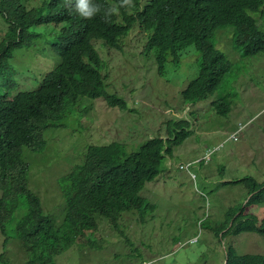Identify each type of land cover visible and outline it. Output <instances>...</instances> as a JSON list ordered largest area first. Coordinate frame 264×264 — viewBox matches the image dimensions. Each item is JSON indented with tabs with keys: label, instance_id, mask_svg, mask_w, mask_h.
I'll use <instances>...</instances> for the list:
<instances>
[{
	"label": "rangeland",
	"instance_id": "rangeland-1",
	"mask_svg": "<svg viewBox=\"0 0 264 264\" xmlns=\"http://www.w3.org/2000/svg\"><path fill=\"white\" fill-rule=\"evenodd\" d=\"M259 10L248 13L264 31V6ZM64 25L44 24L40 29L53 36ZM234 33L227 26L214 38L217 49L233 64L231 73L213 96L195 105L183 100L186 87L199 74L200 54L194 46L186 49L179 65L171 61L162 71L156 56L144 54L147 34L137 25L121 39L124 53L94 43L103 62L106 91L136 110L111 108L103 98H81L75 110L81 122L67 119L65 128L48 130L41 152L24 149L30 164L29 187L39 196L43 213L54 219L52 230L40 228L34 219L24 238L43 247H59L57 264H223L224 250L231 247L239 255H264L263 235L230 233L224 241L215 235L222 225L228 231L246 208L247 186L229 183L248 177L264 182V54L243 58ZM56 61L53 48L34 44L16 50L9 64L30 77L21 83L26 89L37 87ZM220 100L230 106L229 114L217 113L213 103ZM185 118L192 134L164 159L162 173L146 184L140 194L146 202L143 209L123 213L118 228L98 215V229L86 236L92 247L64 242L72 238V228L66 222L62 178L83 164L87 148L119 142L130 154L149 139L174 135L176 127L164 122ZM239 129L237 141L230 140ZM217 148L207 164L192 168L195 179L179 169ZM22 213L13 216L8 234L0 231V264H5L4 251L8 264H31L13 230ZM249 213L264 219V208H248L245 214Z\"/></svg>",
	"mask_w": 264,
	"mask_h": 264
},
{
	"label": "trees",
	"instance_id": "trees-1",
	"mask_svg": "<svg viewBox=\"0 0 264 264\" xmlns=\"http://www.w3.org/2000/svg\"><path fill=\"white\" fill-rule=\"evenodd\" d=\"M30 1L0 0V231L8 234L13 216L23 211L13 230L30 263L57 264L59 247H43L24 238L26 227L34 219L40 228L52 230L54 226L53 219L43 213L39 196L29 187L30 164L23 152L26 148L43 151L45 133L65 128L67 119L81 122L75 113L81 98H103L111 108L128 109L123 98L106 91V77L101 73L103 62L92 40L101 48L124 53L121 39L130 34L136 23L147 34L144 54L155 53L162 71L171 61L180 63L186 49L194 46L200 54L199 74L183 92V99L195 105L213 96L233 67L214 43L218 30L227 26L235 29L234 43L243 58L264 54V31L248 13L259 12L264 0H132L130 7H122V0H95L100 11L91 18L92 22L80 19L72 11L70 5L76 0H53L29 8ZM113 5H120L121 19L127 25L113 16ZM128 9L136 12L135 19L129 18ZM62 22L65 28L53 36L44 34L50 30L40 29L44 24L59 26ZM37 41L53 48L57 61L37 87L21 89L22 80L30 77L10 67L9 60L16 50L30 48ZM171 123L177 133L183 122ZM185 137H155L130 154L120 143L89 146L83 164L63 177L65 217L72 228V238H64V242L80 243L95 232L98 215L118 228L123 213L142 210L146 202L140 193L160 173L166 158L162 152L166 150L170 155ZM254 187L261 188L256 184ZM263 202L264 190L250 203ZM148 205L149 209L155 208ZM262 228L259 231L254 222L239 221L233 234L264 235V225ZM224 229L217 230L216 236ZM7 242L6 239L4 250ZM2 261L8 264L5 251ZM227 264H264V255H239L230 249Z\"/></svg>",
	"mask_w": 264,
	"mask_h": 264
},
{
	"label": "clouds",
	"instance_id": "clouds-1",
	"mask_svg": "<svg viewBox=\"0 0 264 264\" xmlns=\"http://www.w3.org/2000/svg\"><path fill=\"white\" fill-rule=\"evenodd\" d=\"M50 1H53V0H31L29 3H28V7L29 8H32V7H38V6H40L42 3H45V2H50ZM102 1H105V0H99L98 2H102ZM132 6V0H122V4H121V6L123 7V6ZM115 6H117V7H115ZM70 7L72 8V11L80 18V19H83L84 21H86V22H92V19L91 18H93L99 11H100V9H99V7L97 6V3H95V0H76V3H74V4H71L70 5ZM112 8H114V14H113V16H117V18L119 19V21L120 22H122V23H125L126 25H127V23H126V20L124 19V20H122L121 19V15H122V12L120 11V5H113V7ZM129 10V9H128ZM102 12V11H101ZM103 13V16H105V17H110V16H108V15H106L104 12H102ZM129 18H133V19H135V15H136V12H133V10H129ZM133 22V21H132ZM62 23H64V22H62ZM62 23H60V24H62ZM132 24V23H131ZM135 25H137L136 23L133 25V27L135 26ZM138 26V25H137ZM133 27H132V29H133ZM139 27V26H138ZM65 27H62V30L64 29ZM140 28V27H139ZM141 29V28H140ZM56 34H57V31H56ZM55 34V35H56ZM94 43H97V42H95L94 40H92V45H94ZM36 44H44L45 46H48L49 47V45H47V44H45V43H43L42 41H37L36 42ZM95 46V45H94ZM31 48V47H30ZM23 49V48H22ZM98 51V50H97ZM16 52V51H15ZM15 52H14V54H15ZM98 53H99V51H98ZM99 55H100V53H99ZM12 59V58H11ZM9 62H10V60H9ZM55 67V66H54ZM102 67H103V65H102ZM48 73H50V72H48ZM47 73V74H48ZM102 73V72H101ZM46 74V75H47ZM46 75H45V77H46ZM44 77V78H45ZM23 81H25V80H22V82ZM104 84H105V87H106V83H105V80H104ZM190 84V83H189ZM189 84H188V86H189ZM187 86V87H188ZM186 87V88H187ZM26 89H29V86L27 85V87H26ZM125 100V99H124ZM184 100V99H183ZM208 100V99H207ZM126 101V100H125ZM127 102V101H126ZM220 102H223L224 104H226V105H224V106H220V105H218V104H216V103H213V105H214V107L216 108V111H217V113L218 114H221V115H227V114H229L230 113V111H231V109H230V106L227 104V103H225L224 101H221L220 100ZM186 103V102H185ZM128 111H131V112H134L135 110H136V108H133V109H130L129 108V105H128V109H127ZM190 109L188 108V111H189ZM183 122L182 124H181V127H180V130L179 131H177V133H174V136L176 137V138H178V136H180V135H182V134H185L186 135V137H185V139L181 142V143H178V144H176L175 145V147H177V146H180V145H182L190 136H191V134H192V130H191V125H190V122L185 118V119H182V120H178V121H176V122ZM172 121H166V122H164L165 124H169V126H170V123H171ZM242 131V129H239L238 130V132L237 133H235V134H233L231 137H230V140H233V141H237V135L240 133ZM167 136H171V135H167ZM169 137L168 138H166V139H164V138H162V139H164V140H167V139H169ZM155 138V137H154ZM153 139V138H152ZM149 140H151V139H149ZM147 142V141H146ZM113 143H119V142H113ZM112 144V143H111ZM121 144V143H120ZM110 145V144H109ZM122 145H124V144H122ZM94 146H96V145H94ZM106 146H108V145H106ZM124 147H125V145H124ZM174 147V148H175ZM174 148H173V150H172V153L170 154V155H167L166 154V150L165 151H163L162 153L163 154H165L166 155V157H169V156H171L172 154H173V151H174ZM125 149H126V147H125ZM217 150H219V148H217L216 150H213V151H209L208 153H206L205 154V156L201 159V160H197V161H195V162H192V163H188V164H183V165H181L180 167H179V169L181 170V171H185V172H187L191 177H192V179H195L196 178V176H195V174L192 172V168L196 165V164H198V163H205V164H207L209 161H210V159H211V157H212V155L217 151ZM163 164V163H162ZM162 164H161V167H160V173L155 177V179L162 173ZM77 168V167H76ZM75 168V169H76ZM74 169V170H75ZM74 170H72L71 172H69L66 176H68L70 173H72ZM64 181V178H62V182ZM150 182V181H149ZM148 182V183H149ZM229 184H235V185H246L247 187H246V189H247V197H246V208L245 209H243L242 210V212H241V214H240V217L234 222V224L230 227V229L228 230V231H225V229H227L228 227H225V225H222L221 227H219L217 230H219V229H222V228H224L225 227V229L222 231V232H224L225 231V233L224 234H220L219 233V236H216L217 238H220L222 241H224V239H226L227 237H225V236H227L228 235V232L230 231V230H232V234L233 233H235L236 231H235V226H237L238 225V223H239V221H241V222H243V223H247V222H254L255 223V227H256V229L257 230H263V228H262V226L264 225V219H262L261 221L259 220V218H258V216L257 215H255V214H253V213H249L248 215H246L245 214V211H246V209H248V208H253V207H258V208H264V202L263 203H260V204H251L250 202H251V200H252V198L256 195V194H258V193H260L262 190H264V182L263 183H259V182H257L256 181V179L255 178H253V177H248V178H246V179H243V180H237V181H234V182H230ZM260 185L261 186V188L260 189H258V190H254V185ZM61 185V184H60ZM62 186L63 185H61V188H62ZM143 191V190H142ZM141 191V192H142ZM141 194V193H140ZM65 206H66V204H65ZM242 209V208H241ZM66 214V213H65ZM47 215V214H46ZM49 216V215H48ZM49 217H51V216H49ZM52 218V217H51ZM53 219V218H52ZM54 220V219H53ZM118 226H119V221H118ZM215 231V232H218V231ZM92 233V232H91ZM90 233V234H91ZM252 233V232H251ZM255 234H259V233H255ZM215 235H216V233H215ZM241 235V234H240ZM240 235H235V236H240ZM260 235H263V234H261L260 233ZM264 236V235H263ZM78 244H85V245H89V246H93V242H90V243H88V241L86 240V239H84L82 242H80V243H77V245ZM231 249H234L233 247H231ZM235 250V249H234ZM229 251H230V249L229 250H227V249H225L224 250V260H223V264H227L228 263V258H229ZM236 251V250H235ZM243 255H246V254H243Z\"/></svg>",
	"mask_w": 264,
	"mask_h": 264
},
{
	"label": "bare ground",
	"instance_id": "bare-ground-1",
	"mask_svg": "<svg viewBox=\"0 0 264 264\" xmlns=\"http://www.w3.org/2000/svg\"><path fill=\"white\" fill-rule=\"evenodd\" d=\"M148 44V43H147ZM154 53V52H153ZM154 55H155V53H154ZM177 65H179V63L177 64ZM194 67H193V69H195V66L196 65H193ZM175 67H177V68H179V66H175ZM192 69H190V71H191ZM191 73V72H190ZM205 156V155H204Z\"/></svg>",
	"mask_w": 264,
	"mask_h": 264
}]
</instances>
